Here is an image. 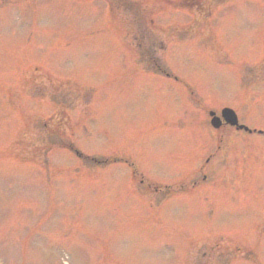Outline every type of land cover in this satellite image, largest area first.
I'll use <instances>...</instances> for the list:
<instances>
[{
	"label": "rangeland",
	"instance_id": "rangeland-1",
	"mask_svg": "<svg viewBox=\"0 0 264 264\" xmlns=\"http://www.w3.org/2000/svg\"><path fill=\"white\" fill-rule=\"evenodd\" d=\"M210 1L0 0V264H264V133L208 122L264 131V0Z\"/></svg>",
	"mask_w": 264,
	"mask_h": 264
},
{
	"label": "water",
	"instance_id": "water-1",
	"mask_svg": "<svg viewBox=\"0 0 264 264\" xmlns=\"http://www.w3.org/2000/svg\"><path fill=\"white\" fill-rule=\"evenodd\" d=\"M222 115L224 116V118L226 119L227 122H229L231 124H237L236 115H235V113L232 110L224 109L222 111ZM211 122L216 127L219 125V119L217 117L213 118ZM239 128H243V126L239 125Z\"/></svg>",
	"mask_w": 264,
	"mask_h": 264
}]
</instances>
